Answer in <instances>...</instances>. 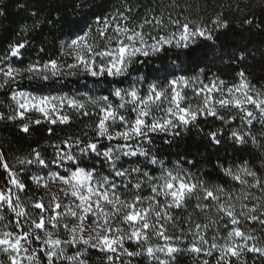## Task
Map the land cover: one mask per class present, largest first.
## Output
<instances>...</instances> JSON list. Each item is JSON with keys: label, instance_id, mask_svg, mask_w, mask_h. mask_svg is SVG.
<instances>
[{"label": "snow or ice", "instance_id": "1", "mask_svg": "<svg viewBox=\"0 0 264 264\" xmlns=\"http://www.w3.org/2000/svg\"><path fill=\"white\" fill-rule=\"evenodd\" d=\"M259 4L264 13V0H259ZM80 7L81 4L77 0L75 8ZM32 15L35 16L36 13ZM119 15L123 17V13ZM254 17V13L250 17L246 16L241 21L242 26H250L246 29L248 31L252 28L264 31V14L258 24L255 23ZM110 19L115 21L117 17L96 16L95 18L97 26L95 30L102 38L112 26ZM89 20L86 14L82 15L80 22L75 25L76 31L70 34L66 41H62V45L68 50V55L74 56L75 63L68 64V69H79L81 73L97 78L126 76L134 62H142L138 59L139 57L158 55L164 52L166 47L182 50V58L199 67V64L206 60L208 49L211 47L204 42L214 43L216 40L214 32L229 28V21L222 13L212 21V29L195 22L181 23L179 20H173L171 23L177 26L178 32L173 31L157 36L143 31L144 24H151L152 20L146 19L135 29L117 23L114 27L115 47L96 51V45L90 42L93 28ZM155 23L163 27L162 19L155 20ZM101 24H103L102 28ZM24 46L23 43L11 46V55L18 56L20 49ZM97 57L100 58L99 63H97ZM239 58L243 59V56ZM26 71L36 73L44 81L63 74L61 66L55 60L43 65L42 69L32 66ZM0 72H3L7 78L3 84H0V88L4 87L9 79L14 80L16 75H20L18 70L11 67L7 71L0 69ZM203 72L204 69L199 68V73L203 74ZM68 74L75 76L77 72L70 71ZM239 76L240 83L228 87L227 96L223 95L224 90L221 87L225 83L223 80L212 81L209 85H205L199 81V75L172 79L167 87L158 86L155 83L149 84L146 96H141L136 88L130 90L117 88L112 95L119 98L121 102L115 107L107 96L100 97L99 101H96L85 93L87 100L99 109L95 113L98 120L94 128L97 140L84 142L79 138L73 140L70 137L63 141L67 150L60 149L63 154L58 152L57 158L51 163L56 164L58 168H64V174L56 171L48 177V180L59 182L63 186L61 191L65 197L73 198L71 203L62 205L58 197L52 194L46 207L43 197H40L32 205L40 212L36 219H32L28 216L25 207L21 205L19 195H16L14 199L11 188L6 186L5 189H0V222L7 221L4 223V230L0 231V250L7 255L9 264H24L25 261L28 264H62L65 260L69 264H87L83 258L84 251L78 249L73 255L67 256L64 245H84L99 249L107 254V264H116V261H120L123 256L131 258L145 254L157 260L159 264H168L166 260L160 259L157 253H165L171 257L180 249L167 243L164 246H152L149 243L150 235L154 234L166 242L172 240L173 237L166 235L167 229L164 223L173 220L168 210L185 206L187 199L192 196H196L197 200L208 201L203 206L199 203L196 205L206 215L214 206L217 218L209 217L208 223L195 224L196 231L189 251L211 256L215 250L219 253L216 264H232L233 257L240 264H247L243 258L245 252L264 257V246H257L259 238L239 227L241 218L245 222L251 221L264 226V177L251 169L247 162L242 163L235 170L231 167L224 169L225 175L244 186L239 193H233L232 190L223 186H208L203 180L179 165L168 168L163 160L158 159L147 148L133 146L130 143L134 139H139L141 142L151 144L150 134L152 133L178 136L181 130H187L189 125H195L201 116L219 117L218 107L234 108L242 113L240 118L246 125L251 126L254 121L259 120L264 127V92H255L244 79L243 72L239 73ZM197 81L201 86L194 87L193 91L196 95L203 94V104L197 105L195 109L191 105L181 106L185 97L182 95L180 86L187 87L190 83L194 84ZM213 92L221 93L220 98L214 99L211 96ZM19 97L23 100V102L18 101L19 109L23 110L18 112L21 118L25 116V111L35 109L50 118L51 123H57V119L50 117V112L55 113L57 110V104L53 101H58L61 106L66 103L77 111L83 110L82 115H89V112L85 110V103L75 98H37L23 92L19 93ZM126 97H131L130 102L134 105L132 111L136 113V116L133 120L127 119L120 113V109L129 102ZM165 100L167 106L162 107ZM248 106L255 111L250 110ZM154 107L162 110L164 114L155 116ZM3 118V114L0 113V119ZM15 118L9 117V119ZM219 118L223 119V117ZM58 119L61 123H66L69 117L60 115ZM117 121L120 122L122 130L112 131V126ZM35 123L39 124L40 121L36 120ZM23 131H29L28 124L23 125ZM222 135L221 129L206 133L207 138L215 145L221 143L218 137ZM101 139L123 141V143L102 146ZM230 139L237 145L243 146L250 142L264 150V132H261L258 141L257 136L251 131L233 130ZM33 154L37 164L48 167L39 151L33 150ZM93 155L107 163L110 169L109 175L98 174L95 166L91 168L81 166L85 158ZM131 157H144L148 165L157 166L158 174L140 166L126 168L120 163L123 158ZM65 161L71 164L66 165ZM19 163L32 164L33 160L21 159ZM189 163L194 162L189 161ZM2 167L8 172V182L20 191H24L26 185L16 178L17 174L12 172L6 163ZM32 179L37 185H41V181H44L42 187L48 188V180H44L43 177ZM145 186L150 191V196L141 195ZM252 189H256L261 195H256L251 191ZM129 191L133 193L131 197L123 194ZM237 201L240 202L239 210H237ZM62 207L65 211H58ZM4 208L14 214V222L3 214ZM46 213L51 214L46 216ZM64 215L74 220L71 223H61V217ZM220 221H224L223 227L228 229L224 238L225 242L218 244L215 242L216 236H213V242L209 245V240L206 238L207 230L210 226H216L219 230ZM9 225H12L11 229ZM125 225L127 228L124 227ZM59 228H63L68 233V239L61 240L58 236L54 238L52 230ZM189 232L191 233L192 229H189ZM176 239H182V237H176ZM197 240L199 245L209 246L207 248L198 246ZM126 241H134L139 250L130 251L125 247ZM127 264H132L131 260ZM202 264H209V262L205 259Z\"/></svg>", "mask_w": 264, "mask_h": 264}, {"label": "trees", "instance_id": "2", "mask_svg": "<svg viewBox=\"0 0 264 264\" xmlns=\"http://www.w3.org/2000/svg\"><path fill=\"white\" fill-rule=\"evenodd\" d=\"M81 7L75 8L77 0H0V69L7 71L9 67L19 71L20 75L15 79H9L8 83L0 88V113L4 118L0 119V189H12L13 198L20 196L21 205L25 207L28 216L36 219L39 209L32 207L33 203L40 197L47 207L51 195L47 189L37 185L33 177H47L52 172L59 171L64 174V168H58L51 163L57 158L60 149L66 146L63 141L70 137L74 140L79 138L84 142L97 140L94 131L98 117L95 114L99 111L95 105L87 100L85 93L93 100L99 101L100 97L107 96L115 107L121 101L112 95L115 89H126L143 87L149 84L168 85L172 79L181 76L192 77L199 75L205 80L217 78L223 80L227 86L240 83L239 73H244V79L258 92H264V31L242 26L241 21L246 16L255 14V23H259L262 14L259 0H79ZM89 5L90 7H84ZM239 5V9H237ZM32 13H36L35 16ZM123 13L129 25L137 28L144 21L152 20L151 24H144L143 30L151 28H171L176 25L171 21L179 20L181 23L195 22L213 28L212 21L217 15L223 16L229 21V28L214 32L215 42H204L210 44L206 60L195 64L182 58V50L165 48L164 52L150 57H139L141 63H133L129 69V74L122 77H91L84 73L77 72V75H59L44 81L33 72L26 71L32 66H41L52 60L59 61L63 58L65 47L62 41H66L70 34L76 29L75 25L80 22L82 15H87L89 23L93 28L92 34H99L96 29L95 18L107 16H119ZM59 17V18H58ZM155 18V19H154ZM162 19L163 27L157 25L155 20ZM111 20V19H110ZM109 20V21H110ZM103 27V24L100 25ZM159 32H163L159 30ZM23 43L25 46L20 49L18 56L11 55V46ZM243 59H240V56ZM199 68H203V74L199 73ZM0 84L7 79L3 72H0ZM19 91H27L41 96H67L75 98L85 103V110L89 115H82L69 106L62 109V114L67 115L69 120L61 123H51L50 119L40 118L34 113H26L23 118L18 115L19 108L14 100V94ZM132 106L120 109V113L127 119L133 120L136 113L132 111ZM16 117L9 119V117ZM242 113L222 110L219 117L201 116L195 125H189L187 130H181L180 135L172 136L164 133H152V143L141 142L139 139L130 141L133 146L147 148L158 159L165 162L168 168L179 165L188 172L193 173L198 179L203 180L208 186H223L233 193H239L244 187L238 181L225 175V168L235 170L239 165L247 162L248 166L264 177V150L258 145L250 142L246 145H237L230 139L231 131L241 132L251 131L260 140L264 127L259 120L248 126L241 120ZM235 117V119H233ZM39 120L40 123H35ZM29 125V131H23V125ZM221 129L223 135L218 137L221 140L219 145L213 144L206 136L208 131ZM112 131H121L119 121L112 126ZM86 133V135H85ZM170 141V142H169ZM123 141H108L101 139L102 146H112ZM59 146V148L57 147ZM33 150L40 152L41 157L48 164L45 168L35 162ZM75 152V149H73ZM60 154H63L60 152ZM21 159H31L32 164H20ZM192 161L194 163H189ZM6 163L9 169L16 173V178L26 185L24 191H20L8 182V172L2 165ZM126 168L140 166L146 170L158 174L157 166L148 165L144 157L123 158L120 162ZM66 165L71 162L65 161ZM81 166L91 168L95 166L98 174L109 175L110 169L102 158H85ZM251 179V178H249ZM256 191V189H252ZM131 197V191L123 193ZM141 195L150 196L147 186L142 190ZM257 195H261L258 193ZM251 203L252 201H244ZM207 204L208 201L197 200L196 196L187 199L185 206L181 208L169 209L173 220L164 222L167 229L166 235L173 237L171 245L180 249L168 258V264H202L207 259L209 264H216L219 253L213 250L211 256L203 253L196 254L189 251L193 243L196 223H208V218L216 219L214 206L207 212V215L196 207L197 204ZM237 210L240 202L237 201ZM3 214L14 222V214L7 208L3 209ZM47 216V213L45 214ZM24 219V218H20ZM163 222V221H162ZM4 223L0 222V231L4 230ZM224 221H220L219 230L216 226H210L207 230L206 238L209 245L213 242L212 237L216 236V243L220 244L226 237L228 229L223 227ZM231 227V226H229ZM239 227L245 232H251L258 237L257 246H264V226L255 222H245L241 218ZM12 225H9V229ZM192 229V232H189ZM42 234V233H41ZM182 237V239H176ZM163 239L150 235L149 243L158 246L163 243ZM198 246L207 248L209 245ZM35 247V245H34ZM125 247L130 251L139 250L134 241H126ZM84 251V259L87 264H107L105 252L90 246L81 245L75 249H70V255L77 250ZM247 264H264V257L259 254L245 252L243 254ZM161 259V257H160ZM131 260L132 264H159L155 259L145 255L137 257H121L116 264H127ZM0 264H9L7 255L0 252ZM62 264H69L63 261ZM232 264H240L235 257Z\"/></svg>", "mask_w": 264, "mask_h": 264}, {"label": "rangeland", "instance_id": "3", "mask_svg": "<svg viewBox=\"0 0 264 264\" xmlns=\"http://www.w3.org/2000/svg\"><path fill=\"white\" fill-rule=\"evenodd\" d=\"M117 19L115 21H112L110 20V24L112 25L111 27L108 28L107 30V34L105 35V37H101L99 34H91L90 36V42L91 43H94L96 45V51H100V50H104L106 47L108 48H111V47H115V39H114V27L117 23H119L121 26H127L128 28H133L135 29V27L129 25L128 21L124 18V17H121L120 15L119 16H116ZM159 30L163 31V32H159ZM145 33H151L153 36H157V35H163V34H167V33H170V32H173V31H177L178 32V28L177 26L172 30L171 28H151L150 30L147 29V30H143ZM110 37H112V39H110ZM68 50L65 48L64 50V54H63V58L60 59L59 61H57V64L61 66L62 68V72L63 74L62 75H69L68 73L70 71H76V72H80L79 69H68L67 68V65L68 64H72V63H75V60H74V56H70L67 54ZM107 59V58H105ZM100 62V58L97 57V63ZM37 69H42L43 68V65L41 66H36ZM34 73V72H33ZM36 74V73H34ZM15 75V73H14ZM17 76V75H16ZM39 77V76H38ZM193 77V76H192ZM178 79V78H177ZM2 79H0V83H1ZM199 81H202L203 84L205 85H209L212 81H219L217 78H212L210 80H205L203 77L199 76ZM197 81L195 82L194 84L193 83H190L187 87H184L183 85L180 86V90L182 92V95L185 97V99L182 101L181 103V106H187V105H191L193 109H195L197 107V105H202L203 104V94L201 95H196L193 91V88H199L201 85H200V82ZM247 82V81H246ZM238 85V84H237ZM158 86H162V87H167V85L163 86V85H158ZM251 86V85H250ZM222 89L224 90L223 91V95L224 96H227V92H226V89L228 87H232V86H227L226 84H224L223 86H221ZM252 87V86H251ZM253 88V87H252ZM139 90V94L141 96H146L147 95V91H148V87L147 88H143V87H139V88H136ZM253 90L255 92H258L256 89L253 88ZM25 93L26 95L27 94H30L32 97H67V96H60V95H53V96H41V95H37V94H33L31 92H27V91H19L17 93L14 94V100L18 106V101L20 102H23V100L19 97V93ZM220 95L221 93H216V92H213L211 94V96L214 98V99H219L220 98ZM68 98V97H67ZM126 100L129 101L127 103H125V107H129V106H132L131 108L134 107V105L130 102L131 101V97H126ZM53 103H56L57 104V110L55 113H51L50 112V117L51 118H55V119H58V117L60 115H63L62 114V109H64V107L68 106L66 103L64 105H60L58 101H53ZM167 106V101L165 100V103L162 107H166ZM218 107V106H217ZM250 110H253L255 111L254 109H251V106H248ZM19 108V106H18ZM222 110H231V111H236L238 112L236 109L232 108V109H225V108H219L218 107V112L222 111ZM19 111H23L21 109H19ZM26 113H34L36 115H38L40 118H43V119H50L48 117H45L42 113H40L38 110H35V109H30V110H27L25 111V114ZM153 114L157 117L163 115V111L162 110H157L155 107L153 108ZM258 115V113H257ZM48 177H43L44 180H48ZM44 181H41V184H43ZM63 186L59 183V182H53L51 180H48V188H47V192L49 195L52 196V194H55L56 197H58L59 201L61 202L62 205H65V204H69L71 203L72 199L70 196L69 197H65L63 192L61 191V188ZM253 193H255L256 195L259 193L257 190H253ZM161 202L163 203V198L161 197ZM58 211H61V212H64L65 209L62 207L61 209H59ZM51 213H47V215H50ZM74 220V218H71L67 215H64L61 217V223H65V222H68V223H71L72 221ZM50 227V226H49ZM125 228H127V226L125 225L124 226ZM54 232V238L56 236H58L61 240H65V239H68V233L63 229V228H59V229H53L52 230ZM85 235H87V233H85ZM224 241L222 243L225 242V239H223ZM164 241V240H163ZM169 244L171 245V242L170 241H164L161 245H158V246H164L165 244ZM220 243V244H222ZM252 243V242H250ZM81 245H64V250H65V255L67 256H71L70 255V249H75L77 247H80ZM172 246V245H171ZM2 250H0L1 252ZM157 255L159 257H161L162 260H166L168 262V258L169 256H167L165 253H157ZM66 261V260H65ZM68 262V261H66ZM24 264H28L27 261L24 262Z\"/></svg>", "mask_w": 264, "mask_h": 264}]
</instances>
